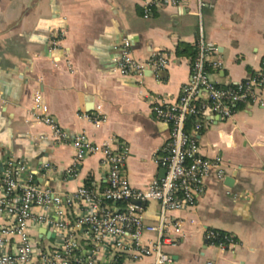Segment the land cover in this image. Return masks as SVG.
<instances>
[{"label": "crops", "instance_id": "crops-1", "mask_svg": "<svg viewBox=\"0 0 264 264\" xmlns=\"http://www.w3.org/2000/svg\"><path fill=\"white\" fill-rule=\"evenodd\" d=\"M150 1L0 0V165L25 161L37 184L61 195L81 185L106 186L100 154L83 160L76 179L38 171L50 163L62 174L74 157L70 145L41 138L50 130L30 114L38 91L62 130L85 133L97 145L128 147L124 173L132 188L164 177L157 160L165 156L170 128L152 107L175 103L190 80L192 58L177 56L176 49L195 50L202 35L213 51L211 64L222 63L208 67L212 81L226 86L248 78L264 59V0H201L199 16L196 2L188 0L177 8L153 7L145 17ZM125 41L134 59L167 58L168 65L146 69L143 78L120 76L116 60ZM95 116L104 118L99 128ZM198 142L204 157L223 159L226 177L211 172L196 207L170 214L182 233L166 248L169 264H264V105L238 107L227 121L206 118ZM143 209L145 221L157 223L158 205L148 202ZM30 229L42 244L52 242L48 228ZM207 230L232 236L236 245L209 246Z\"/></svg>", "mask_w": 264, "mask_h": 264}, {"label": "built area", "instance_id": "built-area-1", "mask_svg": "<svg viewBox=\"0 0 264 264\" xmlns=\"http://www.w3.org/2000/svg\"><path fill=\"white\" fill-rule=\"evenodd\" d=\"M187 1L151 0L144 15L148 17L153 7L177 8ZM193 1L199 16L202 1ZM57 43L52 38V46ZM212 54L200 35L190 62V80L181 87L178 100L173 104L153 105L156 119L170 128L165 156L157 160L165 175L142 189L132 188L124 173L129 154L126 145H97L85 133H67L49 114L41 94L36 91L30 114L50 130L49 136L41 138L68 144L74 151L72 164L62 174L50 163L42 164L38 171L56 180L76 179L83 160L100 154L107 171V184L104 188L81 185L73 193L61 195L37 184L34 171L25 161H7L0 165V220L4 222L0 225V264H132L142 259H151L150 264H169L171 259L166 248L175 246L182 233L181 222L171 223L170 214L196 207L211 172L216 173L218 180L226 177V165L220 156L207 158L200 153L198 133L206 118L217 116L227 121L238 107L264 105L261 97L264 59L248 78L219 86L208 73V67L219 69L222 64L220 61L211 64ZM167 65V58L146 63L134 59L125 41L115 70L120 76L143 78L146 69ZM189 117L194 121L188 130ZM103 122V117L92 118L95 128ZM148 202L158 205L155 224L147 223L143 217V205ZM33 227L48 228L53 234L52 242L44 245L33 237L30 233ZM149 234L156 237L144 241ZM205 239L209 246L221 250L236 245L232 236L215 230H207Z\"/></svg>", "mask_w": 264, "mask_h": 264}, {"label": "trees", "instance_id": "trees-1", "mask_svg": "<svg viewBox=\"0 0 264 264\" xmlns=\"http://www.w3.org/2000/svg\"><path fill=\"white\" fill-rule=\"evenodd\" d=\"M176 55L177 56H186L189 58H193L195 55V50L192 47H189L187 45L184 46H180L176 49ZM193 121L194 118L193 117H189L186 121V128L189 130L191 129L192 125H193Z\"/></svg>", "mask_w": 264, "mask_h": 264}, {"label": "water", "instance_id": "water-1", "mask_svg": "<svg viewBox=\"0 0 264 264\" xmlns=\"http://www.w3.org/2000/svg\"><path fill=\"white\" fill-rule=\"evenodd\" d=\"M165 172V171H164Z\"/></svg>", "mask_w": 264, "mask_h": 264}]
</instances>
